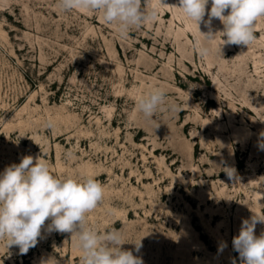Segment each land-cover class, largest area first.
<instances>
[{
  "label": "rangeland",
  "instance_id": "374dc122",
  "mask_svg": "<svg viewBox=\"0 0 264 264\" xmlns=\"http://www.w3.org/2000/svg\"><path fill=\"white\" fill-rule=\"evenodd\" d=\"M163 2L142 0L157 19L121 37L100 12L0 0V173L31 155L57 178L93 176L104 197L88 225L119 229L144 264H241L233 237L264 215V18L248 47L217 33L201 57L198 27ZM156 87L167 100L149 121L136 101ZM50 222L26 254L0 241V264H81Z\"/></svg>",
  "mask_w": 264,
  "mask_h": 264
},
{
  "label": "clouds",
  "instance_id": "9594fccd",
  "mask_svg": "<svg viewBox=\"0 0 264 264\" xmlns=\"http://www.w3.org/2000/svg\"><path fill=\"white\" fill-rule=\"evenodd\" d=\"M209 3L210 0H178L179 6H172L194 22L203 35L204 40H196L193 45L201 57L211 53L209 45L217 33L221 38L226 37L222 39V46L248 47L255 41L256 23L264 18V0H211L208 9ZM58 4L64 11L102 13L103 21L114 25L121 37H126L133 27L139 28L158 17V9L146 10L142 0H58ZM160 4L165 5L163 0ZM214 19L222 23V31H213ZM201 24L208 29L207 33L200 31ZM166 100L164 89L153 88L138 97V112L151 121ZM170 107L176 110V106ZM47 126L54 125L48 121ZM223 171L235 183V169L225 167ZM103 197L104 187L93 176L57 178L41 157L23 156L19 164L8 166L0 173V241L7 247L17 246L20 254H26L37 245L42 228L50 220L45 229L47 232L75 235L81 264H144L139 255L122 248L125 242L119 229L100 232L88 225V214L98 207ZM258 223L264 224V215L254 214L243 220L239 234L233 237V248L239 253L241 264H264V232L259 236L255 234ZM141 240L133 243L137 253L142 247ZM45 264L59 262L52 257Z\"/></svg>",
  "mask_w": 264,
  "mask_h": 264
}]
</instances>
